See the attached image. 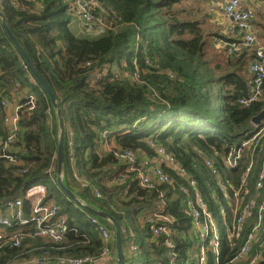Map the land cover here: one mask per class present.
<instances>
[{
    "label": "trees",
    "instance_id": "trees-1",
    "mask_svg": "<svg viewBox=\"0 0 264 264\" xmlns=\"http://www.w3.org/2000/svg\"><path fill=\"white\" fill-rule=\"evenodd\" d=\"M1 1L0 10L11 32L56 94L64 120L65 183L87 205L120 221L124 249L132 242L138 245L136 252H125V264H165L169 247L161 237L154 238L151 224L143 222L141 226L137 218V212L153 205L145 197L150 194L136 186L132 176L117 181L126 165L112 150L100 149L105 146L101 133L109 130L118 146L137 153L154 155L151 137L165 146L198 180L210 208L220 217L215 194L227 202L217 192L216 178L206 159L215 157L216 152H227L247 137L253 128L252 118L264 108V91L256 102L240 101L250 92L251 78L242 73L246 54L238 55L228 48L222 53L212 50L198 13L190 9L187 0H97L93 13L104 17L109 27L94 37L78 36L71 30L74 18L66 0ZM224 41L236 43L230 38ZM22 62L25 60L0 18V117L3 100L13 93L27 89L37 98L33 110L21 111L22 131L14 149L23 163L13 164L0 157V213L5 212L8 200L24 196L36 183L47 186L45 200H53L59 191L64 193L52 185L57 184L60 134L56 109ZM104 65L108 71L95 81V71ZM125 71L137 72L139 78L122 75ZM249 156L246 153L235 169L218 163L220 156L215 164L222 175L238 183ZM49 169L53 171L49 173ZM258 170L255 166L254 176ZM94 189L101 197L93 195ZM159 190L169 203L176 264H193L198 237L185 195L176 185H161ZM66 196V202H57L68 217L69 227L77 230L69 231L59 244L39 242L28 247V239L42 238H27L20 246L5 244L0 249V264L35 256L52 257L49 264L64 257H99L103 242L89 218L96 215L79 204L71 209L77 202ZM25 211L30 213L28 201ZM227 218L232 220L230 209ZM25 229L15 222L6 232ZM248 230L247 225L233 248L227 238L223 241V263L234 256ZM208 264H216L213 255ZM258 264H264V252Z\"/></svg>",
    "mask_w": 264,
    "mask_h": 264
},
{
    "label": "built area",
    "instance_id": "built-area-1",
    "mask_svg": "<svg viewBox=\"0 0 264 264\" xmlns=\"http://www.w3.org/2000/svg\"><path fill=\"white\" fill-rule=\"evenodd\" d=\"M69 3V12L72 17L79 20L86 27H102L104 23L99 16H95L93 9L98 6L97 0H66ZM2 1L0 0V6ZM224 13L233 24L228 32L230 36H241L243 43L252 46L256 42L252 14L241 5V0H226L223 6ZM228 50L235 52V43H228ZM23 67L30 71L26 62ZM87 65H91L88 62ZM108 71L106 65L95 71L93 79L98 81ZM119 74V72H117ZM251 82L249 96L242 98L243 104H250L260 100L263 96L264 87V46L256 44L254 48V60L250 65ZM31 74V73H30ZM126 74L137 80V72ZM121 75V74H119ZM31 78H33L31 76ZM34 80V78H33ZM37 98L33 92H28L18 103L12 104L9 99H4V109L11 107L10 112L3 116L5 136L0 137V157L6 158L13 164H22L23 161L15 152L14 144L22 131L20 120L23 108L33 110L36 107ZM109 130H103L101 137L105 146L113 151L116 158L126 165L125 171L118 177V182H124L129 174H134L140 186L150 195L145 197L152 200L154 211L144 218V222L152 225L154 238H162L171 249L170 259L165 264H176L172 231L170 228L171 218L168 213L169 203L163 190L159 186L176 185L184 193L187 207L193 217V224L196 228L198 245L193 264H208L210 255L215 257L216 264H258L264 252V119L259 124L253 123L249 135L240 143L234 144L223 154L215 153V158L221 157V164L229 169L240 166L241 160L246 153H249V161L238 183L222 175L218 166L212 158L206 159V165L210 167L211 173L215 175V184L219 189L218 194L226 200L225 204L216 195L220 217H216L213 210L206 201L199 186L198 180L189 174L187 168L181 164L175 155L168 151L165 146L158 144L152 137L149 144L154 151L150 159V169L146 171L139 162V154L131 148H123L118 145H111L115 140L110 136ZM72 144V141L70 142ZM256 155L260 156L258 173L254 176L256 166ZM146 164V163H145ZM53 169H49L51 173ZM183 181L177 180L176 176ZM254 178V180H253ZM253 183V185H251ZM156 194L153 196L152 192ZM93 195L101 197L98 189L93 190ZM47 186L44 183H36L27 190L24 196L12 198L6 202V210L0 213V249L5 244L20 246L27 238H45L48 242L59 244L65 240L66 234L74 227H69L68 217L60 211L55 200H45ZM25 201L29 202L30 213L26 215ZM85 202V201H84ZM229 209L232 213V220L227 218ZM95 225L103 248L99 257L85 255L81 257L59 258L56 264H113L115 255V231L105 220L98 216H89ZM220 220L222 224L220 225ZM15 222L24 226L25 230H19L8 234L6 230L13 227ZM249 230L244 237L242 244L236 250L229 261L222 262L221 247L227 238L228 245L234 247L237 239L241 237L246 226ZM138 245L132 242L129 246L131 253L136 252ZM52 257L41 256L21 258L7 264H49ZM163 264V263H160Z\"/></svg>",
    "mask_w": 264,
    "mask_h": 264
},
{
    "label": "crops",
    "instance_id": "crops-1",
    "mask_svg": "<svg viewBox=\"0 0 264 264\" xmlns=\"http://www.w3.org/2000/svg\"><path fill=\"white\" fill-rule=\"evenodd\" d=\"M226 0H187L186 4L190 7V9L193 12H197L198 14V19L202 21V26L203 29L207 35V38L209 40V46L214 50L216 53H222L224 49L228 48V43L224 41V38H230L234 39L236 41L235 43V48L237 47V54H246V63L244 66H242V73L247 76L248 78H251V73H250V65L252 61L254 60V48L256 44H260L264 46V0H241V5L244 9L249 10L252 14V24L254 27V35L256 37V42L252 46H247L243 43V38L241 36H230L229 35V28L233 24V21L227 17L224 13V3ZM70 28L71 30L78 36H86V37H94L95 34L103 29L96 26V31H92L90 28L86 27L83 25L79 20L73 19L70 23ZM222 36V37H221ZM31 82L36 84L35 80L31 78ZM251 82V80H250ZM28 92H31L30 90H22L20 92L13 93V96L11 98H8L9 101L12 104L18 103ZM11 107H8L4 109L3 114H1L0 117V137L5 136V131H4V125H3V116L6 112H10ZM111 145H118L116 143V140H113L111 142ZM100 149L110 150L104 144L101 145ZM140 155L142 158V161L140 159ZM152 155V154H151ZM150 154H145V153H140L139 154V162L142 165V168L148 171L150 169V159L151 156ZM121 162V161H120ZM146 163V164H145ZM122 164V162H121ZM116 167V166H114ZM120 168V167H119ZM128 176H132L136 182V186L141 187L139 182L136 180L134 174H129ZM127 176V177H128ZM84 183L88 184V181L84 180L81 178ZM55 200V199H53ZM87 201L85 200V203ZM151 204H147L144 209H142L139 213L137 212V218L139 219V223L142 226L144 222V218L152 213L154 211V206ZM93 207V206H92ZM96 208V207H95ZM135 216V213H133ZM141 226H139L141 228ZM7 231V230H6ZM196 231V228H195ZM44 240H47L45 238H42ZM42 239L40 240H31L28 239V247L34 246L39 242H44ZM141 239V235L139 237ZM130 243L128 244L127 247H125V252L129 249ZM168 248V247H167ZM196 251L193 252V255L195 256ZM171 255V249L168 248V260L170 259ZM263 257V256H262ZM154 263V264H158ZM97 264V263H96ZM100 264V263H99ZM113 264H116L113 263ZM164 264V263H163Z\"/></svg>",
    "mask_w": 264,
    "mask_h": 264
},
{
    "label": "water",
    "instance_id": "water-1",
    "mask_svg": "<svg viewBox=\"0 0 264 264\" xmlns=\"http://www.w3.org/2000/svg\"><path fill=\"white\" fill-rule=\"evenodd\" d=\"M0 18L2 21V25L9 35L11 41L16 46L19 53L22 55L23 59L29 66L31 74L34 76V78L37 80V82L41 85V87L47 92L49 95L52 104L54 105L56 109V113L58 116V122H59V128H60V134H59V144L57 149V160H58V169H57V185L58 187L66 194L68 195L72 200H75L79 205L87 208V210L95 214L98 217L104 218L106 222H108L115 231V255H114V263L116 264H125V249H124V239H123V230L120 221H118L116 218H114L111 214L104 212L98 208L92 207L90 205H87L84 201L80 200L75 194V191H73L71 188L67 186L65 183L63 177H64V162H65V130H64V120L62 117L61 109L59 107V103L57 101L56 94L52 90L51 86L48 84V82L44 79V77L39 73L37 68L34 66L31 58L25 52V50L21 47L20 43L18 42L17 38L13 35L11 32L6 18L2 11L0 10ZM264 119V108L252 118V122L254 124H259Z\"/></svg>",
    "mask_w": 264,
    "mask_h": 264
},
{
    "label": "rangeland",
    "instance_id": "rangeland-1",
    "mask_svg": "<svg viewBox=\"0 0 264 264\" xmlns=\"http://www.w3.org/2000/svg\"><path fill=\"white\" fill-rule=\"evenodd\" d=\"M102 20H103V23H104V25H103V29L101 30V31H99V32H97L96 31V28L94 27V28H92L91 27V30L92 31H96L97 33L95 34V35H98V34H101V33H103L104 34V32L106 33V29L109 27V25L107 24V23H105V18L104 17H102V16H99ZM102 28V27H101ZM209 53V52H208ZM214 53V51H212L210 54H213ZM140 159H141V161H142V158H141V155H140ZM214 161H216L215 159V157H213L212 158ZM255 162H256V166H260V158H256L255 159ZM218 163H220L221 164V162H218ZM151 165V164H150ZM51 184V183H50ZM208 184L210 185V184H212V183H210V182H208ZM52 185L59 191V187L57 186V184L56 183H52ZM213 187H215V184L213 183ZM212 192L213 193H215L216 192V187L212 190ZM79 195V194H78ZM78 198L80 199V200H85V199H83V198H80L79 196H78ZM54 199H55V201H58V202H60V203H63V202H66V200L65 199H67V196L64 194V193H62L61 191H59L58 192V194L57 195H55V197H54ZM73 201H75V200H73ZM76 202V201H75ZM78 203H72V205H71V209H76V208H79V206L77 205ZM220 225H223L222 224V220H220ZM44 242H48V240H44V239H42ZM138 241H139V239H138Z\"/></svg>",
    "mask_w": 264,
    "mask_h": 264
}]
</instances>
